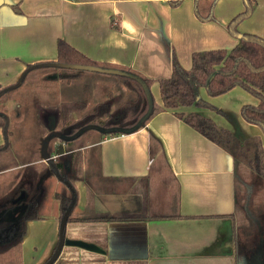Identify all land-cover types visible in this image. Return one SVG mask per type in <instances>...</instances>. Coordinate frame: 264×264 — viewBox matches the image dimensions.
<instances>
[{
    "label": "crops",
    "instance_id": "0c3cea01",
    "mask_svg": "<svg viewBox=\"0 0 264 264\" xmlns=\"http://www.w3.org/2000/svg\"><path fill=\"white\" fill-rule=\"evenodd\" d=\"M171 1L176 0H0V86L17 85L28 67L56 62L57 42L63 40L104 67L130 69L152 80L150 92L156 104L162 106L159 81L172 77V56L190 70L193 53L232 50L240 40L229 34L227 26L246 8L244 0H197L203 17H207L213 3L215 6V21L203 22L196 15V0H182L177 7H171ZM250 1L254 12L238 30L264 38V0ZM85 77L67 85L80 86ZM88 79L90 97L103 93L107 86L115 87L117 91H107L117 99L128 94L109 76L90 74ZM20 91L13 90L10 95ZM11 96L2 104L10 120L9 110L14 105ZM200 96L224 114L212 109L179 111L199 112L233 134L238 127L244 141L251 138L250 130L261 138L263 129L241 117L243 105L259 103L246 90L234 88L213 98L202 88ZM221 99L232 105H218ZM151 136L161 142L168 168L151 157ZM60 140L63 141L61 137ZM3 144L1 134L0 146ZM60 145L65 148L62 152L47 154L37 161L9 164L11 142V150L0 160V166H4L0 176L47 162L43 178L50 173L51 164L78 151L70 152L65 143ZM80 151L81 160L73 159V175L69 177L78 195L73 216L130 213L142 219L67 223V240L96 248L64 244L53 264H264V212L253 213L246 227L238 230L231 217L238 211L234 158L173 112L159 113L136 133L102 141L98 138ZM50 174L65 187L54 191L53 196L59 192L72 196L70 189ZM3 181L1 191L11 184ZM177 186L175 195L172 190ZM45 195L48 199L47 187ZM48 204L47 201L45 207ZM51 206V214L26 222L22 264H45L59 246L60 203ZM153 208L161 211L158 216L164 213L161 209L176 208L181 217L159 219L154 217L157 214H153ZM12 225L0 234V243L13 237ZM4 258L0 255V263Z\"/></svg>",
    "mask_w": 264,
    "mask_h": 264
},
{
    "label": "trees",
    "instance_id": "16d2710c",
    "mask_svg": "<svg viewBox=\"0 0 264 264\" xmlns=\"http://www.w3.org/2000/svg\"><path fill=\"white\" fill-rule=\"evenodd\" d=\"M181 2L182 0L171 1L169 5L171 7H177ZM197 4L198 1L196 0V15L201 21H215L214 3L211 5L207 17L201 15ZM244 4L246 5L245 10L234 17L227 26L229 34L240 40L239 45L232 50H210L208 52L193 53L192 67L190 70H185L179 63L177 57L173 55L172 77L159 81L163 105H157L152 95L153 106L151 112L149 109L148 94L143 84L151 90L154 84L152 80L138 75L130 69L104 67L86 58L65 41L58 40L57 61L47 63L45 66H39L48 67L49 71H51V75L46 77L50 84L63 82L70 85L75 79L85 75L84 73L92 72L85 70L90 67L102 70L112 69L127 74L126 76L107 75L119 79L117 81L135 95V98L119 104L115 94L108 92L107 99L96 104L91 113H88V104L85 101L64 102L61 104L60 111L62 127L64 128L62 135H60L62 136L61 139L64 143L70 145V152L78 150L62 158L58 163H53L49 169V172L59 178L72 192V196H68L65 192L55 194L56 200L60 201L59 213L61 224L64 219H66V224L76 221L108 222L110 220L127 221L142 219V217L130 213L125 215L100 214L94 215L93 217H86L85 215L74 217L72 209L78 195H76L75 188L66 176L73 175V166L75 165L73 159L79 157L78 161L81 160L82 152L80 149L86 147H77L74 145V140L81 138L85 132L93 130L99 131L100 141H102L103 138L133 134L145 127V125L158 116L159 113L165 111L173 112L186 125H189L192 129L194 128L203 137L214 142L234 158L236 205L238 211L231 217H233L234 223L237 225V230L238 227L239 229L246 227V222L249 216H253V213H257V215L262 213V206H264L263 140L257 137H251L244 142L239 141L229 129L220 127L211 118L196 111L188 114L179 111L183 108L201 110L212 109L220 114H224L210 102L201 98L200 89H205L208 96L215 98L226 95L234 88H241L259 101L257 105H243L241 110L242 119L251 125L258 126L259 128L261 127L264 131V38L239 32L238 29L242 21L250 18L254 12V5L250 0H244ZM74 67H80L81 69H75ZM34 68L36 67H28L27 71L22 76V80L17 85L5 88L0 86V135L2 134L4 137V144L0 146V160L7 155L12 147L11 120L2 104L6 102L8 97H12L11 95L14 96V94L10 95V92L22 88L26 73ZM92 73L100 74L97 72ZM131 76L139 78L142 82L140 83ZM75 114L82 115L72 120ZM150 143L151 157L153 159L155 158L156 162L161 165V167L168 168L167 159H165L162 151L161 142H158L154 136H151ZM79 164L80 166L83 165V163ZM242 177L243 180H241ZM251 187L258 188L260 192L250 189ZM173 189V193L177 195L179 191L178 186ZM23 192L24 189L15 192L12 196L6 194L7 198H5L2 195V193H4L3 190L1 191L0 189V198H4L0 205V234L6 232V229L12 224L14 225V229L12 230L13 237H11L9 241L0 243V255L6 256L0 264H22L21 244L27 231L26 222L28 220L39 219L37 206H34L33 209L22 207L23 204L20 196ZM254 196L257 202L251 201L256 208L252 211L247 208L249 205L247 206L246 204L248 203L249 197ZM176 208H174V211L161 209L164 211L161 216H158L159 212H161L158 209L153 208L154 210H152V212L153 214H157L154 217H158L159 219H178L181 215L177 212ZM155 210L157 211L154 212ZM64 228L65 234L66 229ZM60 252L61 249L59 250L57 246L53 256L45 264H53L59 257Z\"/></svg>",
    "mask_w": 264,
    "mask_h": 264
},
{
    "label": "rangeland",
    "instance_id": "374dc122",
    "mask_svg": "<svg viewBox=\"0 0 264 264\" xmlns=\"http://www.w3.org/2000/svg\"><path fill=\"white\" fill-rule=\"evenodd\" d=\"M84 74V76H86L84 80H82L84 83L81 84L80 82V86L77 85L76 87L68 86L63 82L50 84L49 80L46 78L51 75V71H49L48 67L34 68L26 73L25 79L22 83L23 88H21L20 92L14 94V98H11L14 104L12 109L9 110L12 120L10 129L13 132V136L11 137L13 147L10 153L11 157L7 159L8 163L10 161L12 164H14L13 161H37L47 154L53 155L55 153L62 152L65 148L60 145L61 143H64L60 140V137L62 138L60 135H62L64 130L62 127V117L60 111L61 104L64 102H73V100L85 101L88 104V113H91L96 104L107 99L108 91H117L115 90V87L107 86L103 93L100 92L97 96L90 97L89 90L91 87L88 76H90V74H97L92 72ZM99 75L100 74H98V77H106L104 75ZM109 77L119 80L113 76ZM118 83L120 86H123L120 82ZM126 93L128 94L122 95L118 98L119 104L124 103L126 100L133 99L135 96L132 92L127 91ZM218 105L226 107L228 105L231 106L232 103L228 100L225 101L224 99H221V101L218 102ZM81 115L82 114H75L72 120L79 118ZM235 130L237 131L234 132V136L237 140L243 142L244 139H242V134L244 133L241 129L239 130L238 127H235ZM99 134V131H87L81 138L74 140V145L77 147H88V145H91L92 142L99 138ZM250 135L253 138H258L257 133L252 130H250ZM260 139L263 140L264 143V131H262ZM58 140L60 141L59 143H57ZM69 147L70 145H68L67 149H69ZM46 164L47 162L45 164L37 163L33 164L31 167L24 168V170H20L15 173H8V175H1L0 184L3 180V183H11H8V189L6 186L3 187L4 195L6 196L7 194L8 196H12L15 192L24 189V192L20 196L23 208L27 207L28 209H33L34 206H37V212L39 215L51 214L53 212L51 204L53 203L59 206L60 203V201L55 202L53 200L54 198L56 199V196H53V193L54 191H58L60 187H63V185H61L60 182L58 183V180L50 173L41 178V174L44 170L43 166ZM51 166L52 164L50 165V168ZM3 167L4 166L1 165L0 169ZM66 177L69 179L71 176ZM40 178L43 179L42 183L39 181ZM241 180H243V177ZM69 181L73 182L71 179H69ZM46 187L48 188L49 200L45 195ZM64 188L65 187L62 189ZM250 189L259 191L256 187H251ZM23 194L25 198L22 197ZM255 198V196L249 197L247 201L248 203L246 204L247 206L249 205L247 208L252 211L256 209L254 203H251V201L257 202ZM47 201L50 205L48 204V207H45ZM262 208V212H264V206H262ZM257 228L258 227L255 226V233H257Z\"/></svg>",
    "mask_w": 264,
    "mask_h": 264
},
{
    "label": "water",
    "instance_id": "95a60500",
    "mask_svg": "<svg viewBox=\"0 0 264 264\" xmlns=\"http://www.w3.org/2000/svg\"><path fill=\"white\" fill-rule=\"evenodd\" d=\"M75 69H81L80 67H74ZM86 71H92V72H97V73H100V74H104V75H120V76H126L127 74L126 73H122L120 71H117V70H112V69H107V70H102V69H98V68H93V67H90V68H86L85 69ZM130 76V75H128ZM132 78H134L135 80L139 81L140 83L142 82V80H140L139 78L137 77H134V76H131ZM143 84V83H142ZM144 86V89L145 91L147 92L148 94V99H149V109H150V112L152 111V106H153V102H152V92H150V90L146 87L145 84H143ZM24 198V196H22ZM66 225V219L63 220L62 224H61V236H60V244H59V250L62 249L63 245H71V246H80V247H84V248H87V249H94L96 248L95 246H91L90 244H87L85 242H82V241H70V240H67L65 238V234H64V226Z\"/></svg>",
    "mask_w": 264,
    "mask_h": 264
},
{
    "label": "flooded vegetation",
    "instance_id": "af4514ba",
    "mask_svg": "<svg viewBox=\"0 0 264 264\" xmlns=\"http://www.w3.org/2000/svg\"><path fill=\"white\" fill-rule=\"evenodd\" d=\"M12 227H14V226L12 225ZM12 227H11V228H12ZM9 229H10V228H9ZM13 229H14V228H13Z\"/></svg>",
    "mask_w": 264,
    "mask_h": 264
}]
</instances>
